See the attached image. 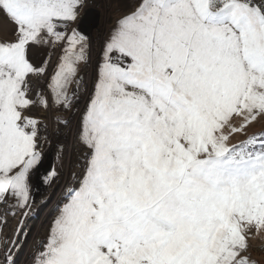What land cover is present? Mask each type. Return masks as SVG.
Wrapping results in <instances>:
<instances>
[{
	"label": "snow or ice",
	"instance_id": "snow-or-ice-1",
	"mask_svg": "<svg viewBox=\"0 0 264 264\" xmlns=\"http://www.w3.org/2000/svg\"><path fill=\"white\" fill-rule=\"evenodd\" d=\"M0 18V264H258L264 0H0Z\"/></svg>",
	"mask_w": 264,
	"mask_h": 264
},
{
	"label": "rangeland",
	"instance_id": "rangeland-1",
	"mask_svg": "<svg viewBox=\"0 0 264 264\" xmlns=\"http://www.w3.org/2000/svg\"><path fill=\"white\" fill-rule=\"evenodd\" d=\"M100 13L103 12V9H98ZM98 23L101 26H105L107 21L104 15L98 16ZM11 25L8 23L7 20L0 18V30L10 28ZM51 115L49 116V120L51 122ZM54 162V153L50 152L48 157V163ZM61 187H63V183L61 184ZM60 195V189L57 190V198ZM40 199L39 194L37 195V200ZM51 208V205L48 206V208H44L40 211V220L32 221L30 223L33 224H39L41 221H43L46 218L47 213L49 212V209ZM252 248H251V256L253 259H255L258 264H264V234L258 235L254 237L251 241Z\"/></svg>",
	"mask_w": 264,
	"mask_h": 264
},
{
	"label": "bare ground",
	"instance_id": "bare-ground-1",
	"mask_svg": "<svg viewBox=\"0 0 264 264\" xmlns=\"http://www.w3.org/2000/svg\"><path fill=\"white\" fill-rule=\"evenodd\" d=\"M40 220V219H39Z\"/></svg>",
	"mask_w": 264,
	"mask_h": 264
}]
</instances>
